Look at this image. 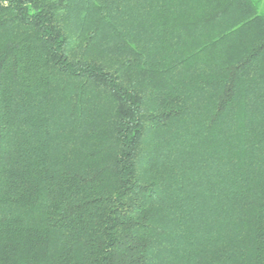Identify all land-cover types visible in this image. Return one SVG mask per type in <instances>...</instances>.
I'll return each mask as SVG.
<instances>
[{
  "label": "trees",
  "instance_id": "16d2710c",
  "mask_svg": "<svg viewBox=\"0 0 264 264\" xmlns=\"http://www.w3.org/2000/svg\"><path fill=\"white\" fill-rule=\"evenodd\" d=\"M0 264H264L258 0H0Z\"/></svg>",
  "mask_w": 264,
  "mask_h": 264
},
{
  "label": "rangeland",
  "instance_id": "374dc122",
  "mask_svg": "<svg viewBox=\"0 0 264 264\" xmlns=\"http://www.w3.org/2000/svg\"><path fill=\"white\" fill-rule=\"evenodd\" d=\"M258 1H259L260 11L264 12V0H258Z\"/></svg>",
  "mask_w": 264,
  "mask_h": 264
}]
</instances>
